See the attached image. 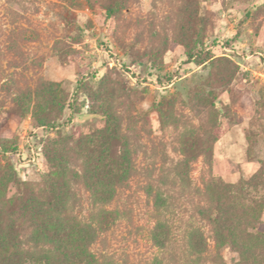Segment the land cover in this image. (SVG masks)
<instances>
[{
    "label": "rangeland",
    "instance_id": "374dc122",
    "mask_svg": "<svg viewBox=\"0 0 264 264\" xmlns=\"http://www.w3.org/2000/svg\"><path fill=\"white\" fill-rule=\"evenodd\" d=\"M0 264H264V0H0Z\"/></svg>",
    "mask_w": 264,
    "mask_h": 264
},
{
    "label": "trees",
    "instance_id": "16d2710c",
    "mask_svg": "<svg viewBox=\"0 0 264 264\" xmlns=\"http://www.w3.org/2000/svg\"><path fill=\"white\" fill-rule=\"evenodd\" d=\"M119 10V2H116V4L106 10L107 16H112L116 14ZM128 169L125 167L122 169L123 175L126 174ZM208 187H211L215 190H221L228 192L230 189V186L223 183L220 179L210 177L207 184ZM153 204L156 206L157 209L164 206L165 204V198L162 197L159 193L154 195L153 198ZM231 207H233V201L231 202L229 200V206L222 207V205L219 202H215L213 204V207L208 209L209 211H212L213 215L211 222L216 226V234L218 239H221L222 242L227 241L231 244L233 243L232 240V233L230 231V228L232 227L231 220L229 218V215L227 214V210H230ZM168 234V228L166 224L163 221H158L155 223V226L153 228V239L154 242L157 244L158 247H164L165 243L167 242V235ZM192 244L193 247L198 251L204 248V244L202 242V237L200 235V231H195L194 235H192ZM234 244V243H233Z\"/></svg>",
    "mask_w": 264,
    "mask_h": 264
}]
</instances>
